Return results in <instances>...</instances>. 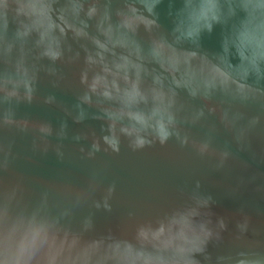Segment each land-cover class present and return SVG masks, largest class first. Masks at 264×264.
<instances>
[{
    "label": "water",
    "instance_id": "1",
    "mask_svg": "<svg viewBox=\"0 0 264 264\" xmlns=\"http://www.w3.org/2000/svg\"><path fill=\"white\" fill-rule=\"evenodd\" d=\"M94 2L64 0L53 7V0H21L30 19L7 28L0 12V214L14 212L21 201L38 208L45 193L50 208L70 210L54 229L35 212L17 218L48 247V264H264V128L250 148L216 169L230 138L223 125L209 149L213 155L201 159L174 142L131 152L132 128L122 123L143 115L131 112L133 106L163 112L177 95L248 91L264 74V47H256L264 0L218 8L211 32L194 31L183 8L169 17L167 0H125L117 25L105 13L89 33ZM234 16L240 23L226 31ZM73 32L90 41L87 56L65 65L55 58ZM51 66L62 67L72 85L53 88L44 71ZM100 97L114 104L105 107ZM76 103L87 115L82 123H74ZM77 133L86 138L75 141ZM92 151L96 159L87 158ZM94 171L101 181L76 202Z\"/></svg>",
    "mask_w": 264,
    "mask_h": 264
},
{
    "label": "clouds",
    "instance_id": "2",
    "mask_svg": "<svg viewBox=\"0 0 264 264\" xmlns=\"http://www.w3.org/2000/svg\"><path fill=\"white\" fill-rule=\"evenodd\" d=\"M163 3L164 0H158ZM64 0H53V7L63 6ZM125 0H95L94 10L96 18H89L86 27L91 33L95 20L107 13L109 22L117 25L120 20V10L124 7ZM28 5L22 4L21 0H0V12L5 17V27L9 22L27 21L30 17L21 13V9ZM236 6V0H217L212 4H201L200 0H193L191 6L184 0H167V15L173 17L178 9H185L184 21L198 31L202 26L209 32L212 30L213 20H218L216 12L218 8L232 9ZM79 26L80 22L76 21ZM240 23V17L234 16L230 24L225 25V30ZM257 24H264V17L257 20ZM192 35V32H189ZM89 42H85L80 32H73L71 40L64 46L62 55L55 59H60L65 65H74L81 59V53L87 56ZM256 47H264V33L256 32ZM49 77H52L53 88L71 86L72 81L68 79L64 69L59 66H51L44 69ZM81 84L84 80L81 79ZM52 95L49 101L54 100ZM79 99V97H78ZM100 102L109 107L114 104L110 98L100 97ZM215 100L216 103H212ZM221 110V115H217V107ZM77 110L74 123H82L87 119L84 108L80 103L71 106ZM143 110V115H135L131 121L125 117L122 123L129 125L132 132L128 135L127 145L131 152H142L153 149L157 145L165 147L169 142H174L180 149H191L199 158L205 159L213 155L209 149L217 145L220 135L221 125L230 133V138L224 142V151L221 153L216 169L227 166V162L236 159V152L246 150L251 147V139L258 128H264V74H258L255 83L251 88L239 95H220L218 97L197 96L190 93L185 97L177 95L170 103L166 111H154L150 107L141 104L133 106L131 112ZM66 114H70L69 107L64 106ZM251 111L252 114H249ZM230 117V118H229ZM62 128L67 127V122L62 123ZM86 135L77 133L73 139L79 142ZM112 143V142H110ZM95 148V145H93ZM112 149L116 155L120 154V147L112 143ZM235 150V151H234ZM84 151L83 147L80 149ZM99 151V149H96ZM96 151L88 152V159H96ZM107 153L108 150L105 149ZM63 152H59L62 158ZM216 162V160L210 161ZM246 166V165H245ZM101 181L98 172L94 171L88 180L84 193L77 194L76 202L94 192ZM199 186V181H197ZM115 191L113 183L109 188V193ZM99 208L101 205H95ZM104 208L110 211V205L104 204ZM38 213L39 217L52 224L53 229L56 224L62 222L69 215L67 208H50L47 204V193L43 194L42 205L38 208L26 206L22 201L17 203L15 211H8L0 214V264H48L49 249L46 245H41L36 237L26 226L17 222L19 216H31ZM241 232L248 228L247 222L239 226Z\"/></svg>",
    "mask_w": 264,
    "mask_h": 264
}]
</instances>
